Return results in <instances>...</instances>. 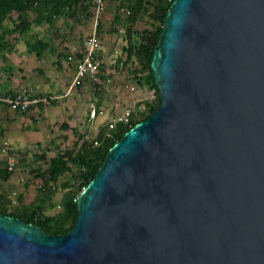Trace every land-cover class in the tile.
Here are the masks:
<instances>
[{"label": "water", "instance_id": "95a60500", "mask_svg": "<svg viewBox=\"0 0 264 264\" xmlns=\"http://www.w3.org/2000/svg\"><path fill=\"white\" fill-rule=\"evenodd\" d=\"M152 68L74 229L0 213V264H264V0H176Z\"/></svg>", "mask_w": 264, "mask_h": 264}, {"label": "trees", "instance_id": "16d2710c", "mask_svg": "<svg viewBox=\"0 0 264 264\" xmlns=\"http://www.w3.org/2000/svg\"><path fill=\"white\" fill-rule=\"evenodd\" d=\"M175 1L106 0L105 14L101 16L98 35L99 37L103 35L105 18L111 17L112 32L123 31L127 42L124 48L126 58L123 61L119 60V63L124 65V69L131 67V79L136 81L140 87L147 86L153 92V97L143 103V108L132 111L127 120L110 121L102 125L91 140L86 139L85 133L74 129L77 140L70 149L61 153L60 147L56 146L58 153L49 161L47 167H39L30 172L41 181L37 188L36 198L30 204H25L23 194L16 193L18 201L15 203L10 195L3 191V185L11 180L21 162H25L24 158L27 153L17 154L9 150V155H13L16 160L14 171H9L7 157L4 152L3 154L1 152L4 156L0 158V213L2 215L18 218L27 224L38 226L45 233L54 236L66 235L74 229L79 218L76 201L95 179L109 151L132 128L153 116L162 104L152 62L167 14ZM14 15H16L15 20H13ZM33 15L35 18H32ZM81 15L92 18L93 0H0V62H8L7 52H12L19 41L16 36L29 35L35 24L36 26L54 25L58 18L64 16L76 18ZM145 18L148 19L149 28L139 30L138 26ZM10 22L13 24L12 28L8 26ZM13 38L16 42H13ZM49 47L47 42L36 38L33 43L29 44V51L38 58H42ZM71 55L81 57L79 51L75 53L68 51L60 57L67 59ZM105 67L102 61L98 74L99 82L95 86V91L99 96L102 95V83H106L107 80ZM86 81L90 83L89 79L82 80L76 86L77 89H82L87 84ZM57 103L58 99L53 100L51 104L56 105ZM101 103L102 100L99 104ZM37 109L41 111L39 116L42 117L45 109L43 105L25 112L16 111L34 120L33 113ZM63 128L68 129V126L63 125ZM63 191L65 194L57 212L52 213L56 208L54 198Z\"/></svg>", "mask_w": 264, "mask_h": 264}, {"label": "rangeland", "instance_id": "374dc122", "mask_svg": "<svg viewBox=\"0 0 264 264\" xmlns=\"http://www.w3.org/2000/svg\"><path fill=\"white\" fill-rule=\"evenodd\" d=\"M15 19L16 15L13 16ZM111 20L109 16L105 18L103 35L100 36L102 61L107 72L101 97L92 82L86 81L82 89L71 87L73 71L68 70L67 60L60 57L68 51H79L84 40L93 34V21L87 15L76 18L64 16L58 18L54 25L35 24L29 35L16 36L19 41L12 52H7L8 62H0V95L28 90L32 95L63 96L56 105L46 106L42 117L39 116L40 110L34 111V120L0 104V158L4 157L5 143L17 154L27 153L25 162H21L11 180L3 185V191L13 202L18 201L16 193L24 195L25 204L36 198L41 181L30 172L39 167L46 168L58 153L56 146L60 147L61 153L70 149L77 140L74 129L85 133L86 139L91 140L102 125L116 122L127 112L143 108V103L153 97L147 86L140 87L131 79L132 68L124 69V65L119 63L126 58L124 48L127 42L123 31L112 32ZM147 21L145 18L138 29L149 28ZM8 26L12 28L13 24L10 22ZM36 38L50 46L42 58L29 51V44ZM12 40L16 42L15 38ZM95 109L97 114L92 118ZM64 194L65 191L55 196L56 208L52 213L57 212Z\"/></svg>", "mask_w": 264, "mask_h": 264}, {"label": "built area", "instance_id": "2783aa9c", "mask_svg": "<svg viewBox=\"0 0 264 264\" xmlns=\"http://www.w3.org/2000/svg\"><path fill=\"white\" fill-rule=\"evenodd\" d=\"M106 0H93V34L84 40L79 50L81 57L69 56L66 60L68 70L73 71V81L71 87H76L80 81L89 79L93 84L98 83V74L102 66L103 52L101 50V40L98 35V29L101 24V16L105 11ZM63 98V96H41L32 95L30 91L23 90L20 92L6 93L0 95V104L6 105L13 110L28 111L36 109L39 105L48 106L53 100ZM97 114L96 109L92 112V118ZM132 111L127 112L125 117L118 118L117 121L127 120ZM88 139V138H87ZM97 144V143H96ZM8 144L5 143L3 150L7 157V166L9 171H14L16 167L15 157L9 155Z\"/></svg>", "mask_w": 264, "mask_h": 264}]
</instances>
